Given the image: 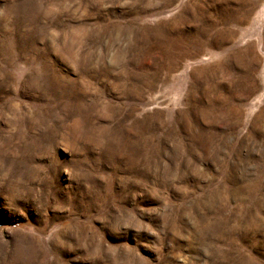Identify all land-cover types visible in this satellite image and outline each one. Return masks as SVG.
Returning <instances> with one entry per match:
<instances>
[{
	"label": "rangeland",
	"instance_id": "rangeland-1",
	"mask_svg": "<svg viewBox=\"0 0 264 264\" xmlns=\"http://www.w3.org/2000/svg\"><path fill=\"white\" fill-rule=\"evenodd\" d=\"M0 264H264V0H0Z\"/></svg>",
	"mask_w": 264,
	"mask_h": 264
}]
</instances>
